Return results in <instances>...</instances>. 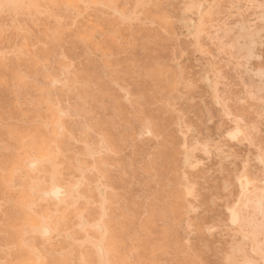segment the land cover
Wrapping results in <instances>:
<instances>
[{
  "label": "rangeland",
  "instance_id": "374dc122",
  "mask_svg": "<svg viewBox=\"0 0 264 264\" xmlns=\"http://www.w3.org/2000/svg\"><path fill=\"white\" fill-rule=\"evenodd\" d=\"M31 263L264 264V0H0V264Z\"/></svg>",
  "mask_w": 264,
  "mask_h": 264
},
{
  "label": "bare ground",
  "instance_id": "6f19581e",
  "mask_svg": "<svg viewBox=\"0 0 264 264\" xmlns=\"http://www.w3.org/2000/svg\"><path fill=\"white\" fill-rule=\"evenodd\" d=\"M69 3V2H68ZM68 3H66V5L68 4ZM69 5V4H68ZM67 5V6H68ZM203 19V18H202ZM218 105V104H217ZM243 184V183H242ZM53 186H54V184H52ZM262 185V184H261ZM240 187V186H239ZM53 190H54V187H53ZM58 190H60V189H57V190H54V192L53 193H55L56 194V192L58 191ZM248 190V189H247ZM56 191V192H55ZM61 191V190H60ZM52 192V191H51ZM64 192V191H63ZM64 194V193H63ZM241 194V193H240ZM53 195V194H52ZM65 195V194H64ZM245 195V194H244ZM47 196V195H46ZM56 197V196H55ZM54 197V198H55ZM61 197V196H60ZM56 199V198H55ZM58 201V200H57ZM59 202V201H58ZM255 204V203H254ZM256 210V209H255ZM43 237H44V235H43ZM245 237V236H244ZM248 239V238H247ZM252 246V245H251ZM104 250V249H103ZM100 254V253H99ZM254 255V254H253ZM257 255V254H256ZM262 256V255H261ZM263 261V260H262ZM32 264V263H31Z\"/></svg>",
  "mask_w": 264,
  "mask_h": 264
}]
</instances>
